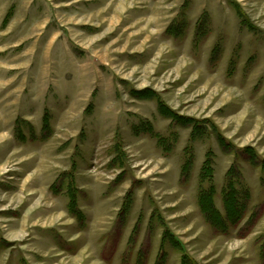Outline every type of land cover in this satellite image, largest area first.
Instances as JSON below:
<instances>
[{"label":"rangeland","instance_id":"1","mask_svg":"<svg viewBox=\"0 0 264 264\" xmlns=\"http://www.w3.org/2000/svg\"><path fill=\"white\" fill-rule=\"evenodd\" d=\"M229 180L221 232L199 197L226 218ZM263 237L264 0H0V264H264Z\"/></svg>","mask_w":264,"mask_h":264},{"label":"trees","instance_id":"2","mask_svg":"<svg viewBox=\"0 0 264 264\" xmlns=\"http://www.w3.org/2000/svg\"><path fill=\"white\" fill-rule=\"evenodd\" d=\"M167 110V111H166ZM162 113L165 115L171 116V111L166 109L164 106L162 107ZM182 118V117H181ZM47 120V119H45ZM184 119H180L178 117L177 121H182ZM46 122V121H45ZM210 173V170H209ZM227 190L223 195V204L226 211V218L221 214V212L216 208L214 203V195L215 191L212 189L210 192H201L199 197V205L201 209V213L205 216L208 223L215 229L226 232L229 224L236 225L240 223L244 218V213L242 211L243 204L241 199L238 197V191L236 190V184L229 180L227 184ZM249 197V193L245 195V200L247 201ZM76 201V200H75ZM76 202L73 201V205ZM179 243L176 245L178 246ZM261 258L264 262V237L261 243Z\"/></svg>","mask_w":264,"mask_h":264}]
</instances>
